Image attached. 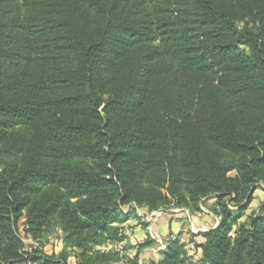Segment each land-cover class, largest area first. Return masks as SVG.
<instances>
[{
	"label": "trees",
	"instance_id": "1",
	"mask_svg": "<svg viewBox=\"0 0 264 264\" xmlns=\"http://www.w3.org/2000/svg\"><path fill=\"white\" fill-rule=\"evenodd\" d=\"M263 185L264 0H0V264L119 263L136 207L209 199L130 264H264Z\"/></svg>",
	"mask_w": 264,
	"mask_h": 264
},
{
	"label": "rangeland",
	"instance_id": "2",
	"mask_svg": "<svg viewBox=\"0 0 264 264\" xmlns=\"http://www.w3.org/2000/svg\"><path fill=\"white\" fill-rule=\"evenodd\" d=\"M254 197L255 198H254L253 203L251 204V206H250V208L248 210V213H250L252 210H258L261 202L263 201V200L260 199V197H264V185L256 190V192L254 194ZM211 205H212V203L209 204V202H205V203L201 204L200 205L201 206V210L195 212L194 214L190 213L189 210H186V211L191 214V217H190L191 219H193L194 216L200 218L202 215H208V211H210V206ZM172 209H177V208H172ZM172 209L158 211L157 213L159 215L158 214L157 215H158V217H162V216L166 215L165 214L166 211H169V210H172ZM146 212H147L146 208L136 207V213L137 214H135V216L131 217L132 222L128 223V225H130L129 230L130 231L133 230V231H131L130 235H126L125 234L126 235V239L124 241L119 242L117 244H109V245H106V246L99 247L100 249L117 250V251H121L122 252V254L124 256V260L119 262V263H115V264H130L129 260L132 259L135 256V254L138 252V249L140 248V246L142 244H145L147 241H151V240H153L152 245H150L149 247L144 248L143 250H145L147 248H150V249H147L144 253H146V254L148 253V255L150 257L155 258V255H156L157 251H153V250H154V248H158V245H157L158 242H156V240L151 238V236L149 234H148V236H146V237L143 236V238H141V235H139L138 232L135 231V229H132L133 227L139 226L140 223L141 224H148V222L146 220L145 221L142 220V216L145 215ZM140 215H142V216H140ZM154 220H156V218H154ZM22 221H21L20 227H19V234L22 237V239L24 240V243L26 245V249L31 250L33 247H36L37 245H36V242L31 238V236L28 235L25 232V229L23 227ZM135 221H138L139 223L135 224L132 227L131 223H135ZM200 225L201 224L196 225L195 221H194V223L188 222L187 232H185V234H186L185 236L186 237L188 236V233L190 231L189 229H191V230L196 232L198 229L201 228ZM201 229L206 230L205 228H201ZM124 230H125V227H124ZM147 231H149L148 228H147ZM179 234H182V232H179V233H176V234L173 233V236L174 235L177 236ZM134 235H136V236H134ZM61 237H62V231L59 230V229H56L52 233H50L47 236V238L45 239L44 254L50 255V256L54 255V254H59L62 251V248H63ZM143 250H142V252H143ZM70 259H71V261L77 260V258L74 255H72ZM28 264H32V263H28Z\"/></svg>",
	"mask_w": 264,
	"mask_h": 264
},
{
	"label": "crops",
	"instance_id": "3",
	"mask_svg": "<svg viewBox=\"0 0 264 264\" xmlns=\"http://www.w3.org/2000/svg\"><path fill=\"white\" fill-rule=\"evenodd\" d=\"M261 200H264V197H260ZM207 202H209V204L214 202V199H209ZM138 211V210H137ZM147 211V210H146ZM188 215H187V214ZM157 212H153V213H149L148 211L145 213V215H140L142 216V220L143 221H147L148 224H139V226L137 227H133L135 224L139 223L138 221H135V223H131V226L133 227L132 229H135V231L138 232L139 235H141V238L148 236V234L151 236V238H153L154 240H156V242L160 241V240H166L170 234H176L179 232H182V238L185 241H189V234L190 232L193 233H198L201 231H206L209 230L211 228L216 227V225L219 222V218L216 217L214 214H212L210 211H208V215H202L200 218L195 217L194 216V220L191 219V214L189 212H187L185 209H172L169 211H166V215L162 216V217H158ZM193 217V216H192ZM154 218H156V220H154ZM196 223V225L201 224V228H205L206 230L203 229H198L196 232L189 229V233H188V238L185 236V232H187V225L188 222L191 223ZM129 222H132V219L129 220L125 225V234L126 235H130L131 231L133 230H129L130 225H128ZM147 228L149 229V231H147ZM149 232V233H148ZM136 236V235H134ZM199 240V239H198ZM158 248H154L153 251H157L155 258H152L148 255V253H144L147 249L143 250V252H141L140 254V259H154V260H158L160 258V248H159V243L157 244ZM190 251L193 252V250H195V248L193 247V244L189 245ZM198 253H201V250L198 251Z\"/></svg>",
	"mask_w": 264,
	"mask_h": 264
},
{
	"label": "built area",
	"instance_id": "4",
	"mask_svg": "<svg viewBox=\"0 0 264 264\" xmlns=\"http://www.w3.org/2000/svg\"><path fill=\"white\" fill-rule=\"evenodd\" d=\"M125 209H128V207H125ZM176 238H177V236L174 235V236H173V239H176ZM158 243H159V248H160V249H164V248L166 247V243H165L164 240H160V241H158Z\"/></svg>",
	"mask_w": 264,
	"mask_h": 264
},
{
	"label": "water",
	"instance_id": "5",
	"mask_svg": "<svg viewBox=\"0 0 264 264\" xmlns=\"http://www.w3.org/2000/svg\"><path fill=\"white\" fill-rule=\"evenodd\" d=\"M219 221H220V219H219ZM218 224H219V222H218Z\"/></svg>",
	"mask_w": 264,
	"mask_h": 264
}]
</instances>
